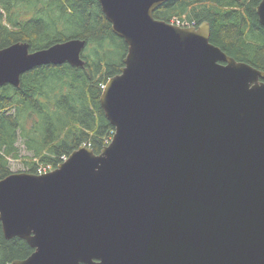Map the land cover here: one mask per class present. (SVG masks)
Masks as SVG:
<instances>
[{"label":"water","instance_id":"95a60500","mask_svg":"<svg viewBox=\"0 0 264 264\" xmlns=\"http://www.w3.org/2000/svg\"><path fill=\"white\" fill-rule=\"evenodd\" d=\"M168 0H97L127 45L99 103L114 127L96 154L0 179L6 239L32 248L9 264H264V71L179 26ZM264 26V0L255 7ZM85 41L0 48V86L43 64L82 67Z\"/></svg>","mask_w":264,"mask_h":264},{"label":"trees","instance_id":"16d2710c","mask_svg":"<svg viewBox=\"0 0 264 264\" xmlns=\"http://www.w3.org/2000/svg\"><path fill=\"white\" fill-rule=\"evenodd\" d=\"M260 0H168L153 16L207 21L209 40L226 54L264 71V26ZM69 38L85 41L83 66L43 64L20 75L19 84L0 86V179L19 159V137L32 158L24 171L55 168L80 145L98 154L112 137L99 97L106 80L120 72L127 45L115 35L97 0H0V48L27 42L37 50ZM32 248L18 237L6 239L0 224V264L27 257Z\"/></svg>","mask_w":264,"mask_h":264},{"label":"rangeland","instance_id":"374dc122","mask_svg":"<svg viewBox=\"0 0 264 264\" xmlns=\"http://www.w3.org/2000/svg\"><path fill=\"white\" fill-rule=\"evenodd\" d=\"M171 20H176V17L170 18V22H171ZM16 144L19 148L20 158L19 159H10V161H9L10 170L12 172H21V171H24L26 168V165L24 163V159L32 158L31 157L32 153L24 147L25 145H24L23 139L21 137L18 138ZM40 167H42V166H40ZM24 172H26V171H24Z\"/></svg>","mask_w":264,"mask_h":264},{"label":"built area","instance_id":"2783aa9c","mask_svg":"<svg viewBox=\"0 0 264 264\" xmlns=\"http://www.w3.org/2000/svg\"><path fill=\"white\" fill-rule=\"evenodd\" d=\"M171 23L179 25V26H193L195 24V21H188V20H181L176 18V20H171ZM51 170L50 165H45L38 168V173H45L47 171Z\"/></svg>","mask_w":264,"mask_h":264}]
</instances>
